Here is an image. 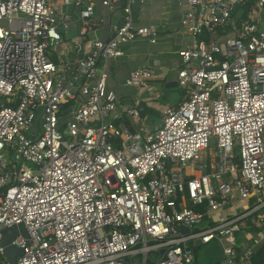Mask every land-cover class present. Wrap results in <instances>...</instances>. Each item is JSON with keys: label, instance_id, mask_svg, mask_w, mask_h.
Segmentation results:
<instances>
[{"label": "built area", "instance_id": "1", "mask_svg": "<svg viewBox=\"0 0 264 264\" xmlns=\"http://www.w3.org/2000/svg\"><path fill=\"white\" fill-rule=\"evenodd\" d=\"M135 1L101 0L124 12L102 38L94 0H0V96L15 103L0 108V242L21 223L29 234L16 264H194L214 241L219 264H253L264 245V0H186L185 98L154 130L107 85L123 44L158 37L134 24ZM73 2L83 55L56 63ZM154 77L141 66L124 83Z\"/></svg>", "mask_w": 264, "mask_h": 264}, {"label": "crops", "instance_id": "2", "mask_svg": "<svg viewBox=\"0 0 264 264\" xmlns=\"http://www.w3.org/2000/svg\"><path fill=\"white\" fill-rule=\"evenodd\" d=\"M55 2L60 6L62 0H55ZM94 4L92 35L106 38L112 25L121 24L124 20L123 3L120 2L115 11L102 5L101 0H94ZM62 8H68L72 12V23L61 43L57 47H52L54 55L49 57L56 63L73 64L83 55L81 42L74 45L78 38L80 39L81 5L73 2L70 6H62ZM188 8L186 0H146L143 3L140 0L135 1L132 6L134 24L137 26L155 24L158 28V37L155 42L147 37H137L122 45L124 50L122 56L107 62L109 73L107 85L109 89L117 92L120 104L138 105L142 108L143 115L149 108L147 101L161 99L166 94L165 87L178 85L177 73L182 66L180 51L192 40L191 35L181 25L183 14ZM74 39L77 40L72 42ZM64 44L65 47H63ZM141 66L152 68L155 71V77L147 87L138 90L126 86L124 82L130 71ZM184 98L185 96L176 103L179 104ZM118 110L120 111V105Z\"/></svg>", "mask_w": 264, "mask_h": 264}, {"label": "rangeland", "instance_id": "3", "mask_svg": "<svg viewBox=\"0 0 264 264\" xmlns=\"http://www.w3.org/2000/svg\"><path fill=\"white\" fill-rule=\"evenodd\" d=\"M75 40L77 39H74L72 42H75ZM80 42L81 40L78 38L77 42H75L74 45H76V43L80 44ZM63 47H65V44L63 45ZM48 55L49 56L54 55L52 51V47L49 48ZM164 91L166 94L161 99L155 101L154 100L147 101V105L149 108L142 115L141 124H140L141 126L149 130H154L157 127H159V125L161 124L160 111H162V109L168 106V104H172V105L177 104L176 102L179 99H182L183 96H185V88L180 87L178 85L172 87H165ZM6 98L8 100V97ZM2 99L5 100V97L4 98L2 97ZM26 166L32 167V165L29 163H26ZM234 204L237 206V210L241 211L242 209L249 206L250 202L245 200H235ZM220 249L221 247L216 242L201 246L199 248V253L202 255V257L199 258L200 261L206 264L209 262V260L220 259L221 258ZM3 262H4V258L0 255V264H2Z\"/></svg>", "mask_w": 264, "mask_h": 264}, {"label": "water", "instance_id": "4", "mask_svg": "<svg viewBox=\"0 0 264 264\" xmlns=\"http://www.w3.org/2000/svg\"><path fill=\"white\" fill-rule=\"evenodd\" d=\"M185 226H182V228ZM18 234L28 238L29 234L23 223L8 227L2 232L0 245L3 247V253L7 264H16L17 257L22 252V247L13 243Z\"/></svg>", "mask_w": 264, "mask_h": 264}, {"label": "trees", "instance_id": "5", "mask_svg": "<svg viewBox=\"0 0 264 264\" xmlns=\"http://www.w3.org/2000/svg\"><path fill=\"white\" fill-rule=\"evenodd\" d=\"M4 98V97H3ZM15 105L14 102H12L11 100H7V98L5 97V100L2 99V96H0V108L3 106H13ZM257 213H264V208H262L261 210H259V212ZM252 231L256 232L257 230H259L258 227L253 226L251 228ZM215 242V241H214ZM213 243V242H212ZM217 243V242H216ZM218 244V243H217ZM219 245V244H218ZM199 249V248H198ZM221 250V249H220ZM219 260H209L208 263L206 264H219ZM252 261L253 264H264V245H261L259 247H257L254 251L253 257H252ZM194 264H204L200 261V259L197 260L196 263Z\"/></svg>", "mask_w": 264, "mask_h": 264}]
</instances>
